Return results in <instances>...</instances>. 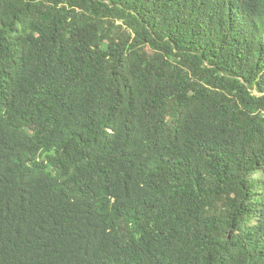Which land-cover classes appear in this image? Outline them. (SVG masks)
<instances>
[{
  "label": "trees",
  "instance_id": "1",
  "mask_svg": "<svg viewBox=\"0 0 264 264\" xmlns=\"http://www.w3.org/2000/svg\"><path fill=\"white\" fill-rule=\"evenodd\" d=\"M0 264H264V0H0Z\"/></svg>",
  "mask_w": 264,
  "mask_h": 264
}]
</instances>
